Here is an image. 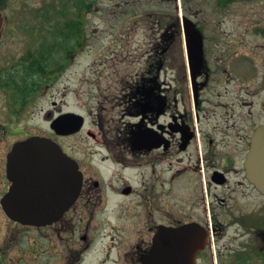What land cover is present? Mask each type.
<instances>
[{
	"label": "flooded vegetation",
	"instance_id": "flooded-vegetation-1",
	"mask_svg": "<svg viewBox=\"0 0 264 264\" xmlns=\"http://www.w3.org/2000/svg\"><path fill=\"white\" fill-rule=\"evenodd\" d=\"M124 1L154 4L138 12L130 31L148 25L145 15L159 30L144 55L95 60L113 70L107 86L98 81L87 154L66 150L70 135L53 127L79 111H66L57 96L49 108L47 94L56 83L50 78L65 75L85 45L92 0H72L59 12L73 15L61 23L73 29L68 49L62 28L57 39L18 56L0 49V264H264V73L257 59L204 34L181 0ZM7 9L0 8V47ZM195 29L201 59L190 56L198 52L189 47ZM41 68L46 82L36 85ZM34 135L58 143L83 172L77 199L44 223L5 208L15 150ZM165 169L175 200L162 211ZM58 198L45 190L46 204Z\"/></svg>",
	"mask_w": 264,
	"mask_h": 264
},
{
	"label": "rangeland",
	"instance_id": "rangeland-1",
	"mask_svg": "<svg viewBox=\"0 0 264 264\" xmlns=\"http://www.w3.org/2000/svg\"><path fill=\"white\" fill-rule=\"evenodd\" d=\"M181 1L184 8L191 9L192 18L202 27L204 34L217 36L225 43H229L235 51L240 52L241 56L245 54L254 56L257 59V71L263 76L264 0L237 2L225 10L217 7V0ZM71 3L72 0H8L6 6L10 19L7 20V31L0 49L10 55L18 56L23 54L30 45V48L46 45V41L60 34L61 28L62 31H69L68 37L65 32L64 41L68 49L70 46L68 43L74 38L70 34V30L73 29L63 27L61 23L73 15L70 10H67L68 14L65 16L59 12L64 11L66 7L70 9L67 5ZM153 6L154 4L150 1L142 5H137L135 2L127 5L124 0H92L86 17L88 35L85 45L80 53L73 57L74 62L65 75L60 79H57V76L50 78L56 83L47 94L48 104L54 96H57V99L64 98L66 111L77 110L79 114L86 116L84 129L63 139L66 150L87 154L91 149L88 131L93 127L92 115L98 101L94 96L99 93L100 84L107 86L109 78L105 74L113 70V68L105 69L103 63H95V60H119L124 55H144L146 44L159 30L158 25L151 23L148 15H145L148 25L143 22V25L130 31L131 23L137 25L138 19L134 18L138 12H145L147 9H143L144 7L152 8ZM164 6L161 5L165 8ZM124 9H128L129 13L124 12ZM237 39H240L241 45H235ZM228 53L232 52L228 51ZM33 78L36 85H42V83L44 85L46 82L42 68L34 72ZM259 79L262 80V78ZM48 107L52 106L49 104ZM165 175L168 177L167 169H165L161 185L162 211L168 209L175 200L169 194V181L164 178Z\"/></svg>",
	"mask_w": 264,
	"mask_h": 264
},
{
	"label": "water",
	"instance_id": "water-1",
	"mask_svg": "<svg viewBox=\"0 0 264 264\" xmlns=\"http://www.w3.org/2000/svg\"><path fill=\"white\" fill-rule=\"evenodd\" d=\"M2 25L3 16L0 12V39ZM194 32V36L189 34L188 38L191 40L189 47L198 48V52L190 56L201 59L202 35L198 29ZM83 125L82 115L66 112L54 122L53 127L59 133L67 135L80 131ZM15 153L11 172L14 185L5 198V208L11 216L22 221L44 223L54 213L53 210L62 213L77 199L82 189L83 172L77 161L58 143L50 138L34 135L19 143ZM48 177H52V180L46 185ZM46 189L49 192L55 190L59 198L46 204L44 202ZM15 199L27 201L26 204H20L15 203Z\"/></svg>",
	"mask_w": 264,
	"mask_h": 264
},
{
	"label": "trees",
	"instance_id": "trees-1",
	"mask_svg": "<svg viewBox=\"0 0 264 264\" xmlns=\"http://www.w3.org/2000/svg\"><path fill=\"white\" fill-rule=\"evenodd\" d=\"M238 1H244V2H249V1H254V0H217V5L222 6V7H228L231 4L238 2ZM8 0H0V8H3L7 5ZM57 39V37H53L52 40Z\"/></svg>",
	"mask_w": 264,
	"mask_h": 264
}]
</instances>
